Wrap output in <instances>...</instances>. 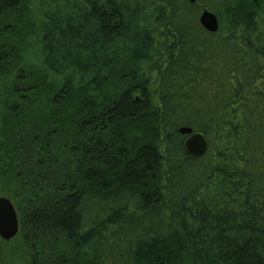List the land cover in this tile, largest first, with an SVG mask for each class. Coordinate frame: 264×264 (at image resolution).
Masks as SVG:
<instances>
[{"label":"trees","instance_id":"trees-1","mask_svg":"<svg viewBox=\"0 0 264 264\" xmlns=\"http://www.w3.org/2000/svg\"><path fill=\"white\" fill-rule=\"evenodd\" d=\"M2 196L60 264H264V0H0Z\"/></svg>","mask_w":264,"mask_h":264},{"label":"water","instance_id":"water-1","mask_svg":"<svg viewBox=\"0 0 264 264\" xmlns=\"http://www.w3.org/2000/svg\"><path fill=\"white\" fill-rule=\"evenodd\" d=\"M195 3L196 0H187ZM200 25L210 33H216L220 28L218 16L210 11L203 10L199 17ZM180 133L187 135L185 148L187 153L195 158H200L208 150V142L202 133L195 132L190 127L181 128ZM20 231V222L17 210L12 201L6 197H0V237L9 242L15 238Z\"/></svg>","mask_w":264,"mask_h":264},{"label":"rangeland","instance_id":"rangeland-1","mask_svg":"<svg viewBox=\"0 0 264 264\" xmlns=\"http://www.w3.org/2000/svg\"><path fill=\"white\" fill-rule=\"evenodd\" d=\"M28 238V235L20 233L13 240L6 242L0 237V253L2 255L0 264H60L59 256L68 255L69 245L64 240L53 242L36 237H33V240L32 237ZM50 249L52 250L49 251ZM45 259L47 260L45 261ZM37 261L38 263H36Z\"/></svg>","mask_w":264,"mask_h":264}]
</instances>
